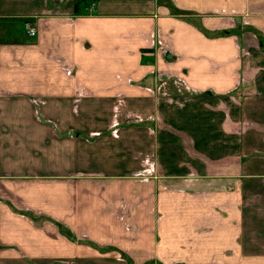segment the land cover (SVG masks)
Masks as SVG:
<instances>
[{"label": "crops", "instance_id": "crops-1", "mask_svg": "<svg viewBox=\"0 0 264 264\" xmlns=\"http://www.w3.org/2000/svg\"><path fill=\"white\" fill-rule=\"evenodd\" d=\"M0 264H264V0H0Z\"/></svg>", "mask_w": 264, "mask_h": 264}, {"label": "built area", "instance_id": "built-area-1", "mask_svg": "<svg viewBox=\"0 0 264 264\" xmlns=\"http://www.w3.org/2000/svg\"><path fill=\"white\" fill-rule=\"evenodd\" d=\"M24 30L26 31L27 35L29 37H35L37 35V30L35 27H32L31 25L29 24H25L24 25Z\"/></svg>", "mask_w": 264, "mask_h": 264}, {"label": "rangeland", "instance_id": "rangeland-1", "mask_svg": "<svg viewBox=\"0 0 264 264\" xmlns=\"http://www.w3.org/2000/svg\"><path fill=\"white\" fill-rule=\"evenodd\" d=\"M85 225L87 226V223H85Z\"/></svg>", "mask_w": 264, "mask_h": 264}]
</instances>
